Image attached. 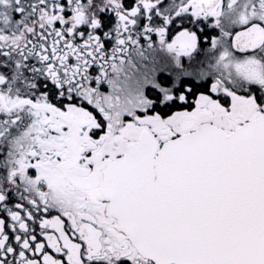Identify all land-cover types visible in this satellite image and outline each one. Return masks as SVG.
Here are the masks:
<instances>
[{"label": "snow or ice", "instance_id": "obj_1", "mask_svg": "<svg viewBox=\"0 0 264 264\" xmlns=\"http://www.w3.org/2000/svg\"><path fill=\"white\" fill-rule=\"evenodd\" d=\"M0 264H264V0H0Z\"/></svg>", "mask_w": 264, "mask_h": 264}]
</instances>
